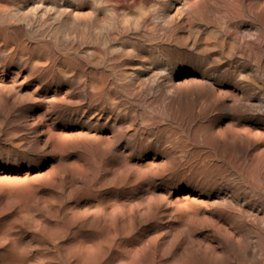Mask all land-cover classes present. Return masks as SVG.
Returning <instances> with one entry per match:
<instances>
[{
    "label": "bare ground",
    "instance_id": "obj_1",
    "mask_svg": "<svg viewBox=\"0 0 264 264\" xmlns=\"http://www.w3.org/2000/svg\"><path fill=\"white\" fill-rule=\"evenodd\" d=\"M0 264H264V0H0Z\"/></svg>",
    "mask_w": 264,
    "mask_h": 264
}]
</instances>
